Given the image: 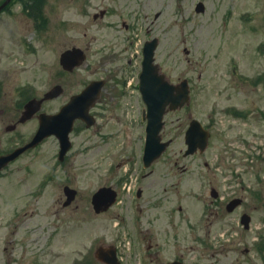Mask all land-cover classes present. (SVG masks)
<instances>
[{
  "label": "rangeland",
  "instance_id": "obj_1",
  "mask_svg": "<svg viewBox=\"0 0 264 264\" xmlns=\"http://www.w3.org/2000/svg\"><path fill=\"white\" fill-rule=\"evenodd\" d=\"M198 1H202L205 6L203 12H196L194 9ZM105 6L110 10L108 16L94 21L93 13ZM118 9L122 11L131 9L132 13L134 10V18L133 14L132 17L128 14L126 18L136 27L139 43L148 38L146 37L148 34L159 39L156 59L172 78L181 74L191 78L193 82L191 104L176 113L181 115L187 111L195 117L202 115L207 118L211 114L217 118L216 126L212 129L216 134L211 140L209 152L203 158L207 159L213 153L215 145L216 150L223 154L218 155L220 161L217 165L229 164L232 156L235 157L237 164L242 159V154L236 152L241 151L237 149L234 151L233 146H236L234 143H227V147L223 146L221 140L227 139L226 135L231 133L230 127L238 123V119L224 114L222 110L225 109L222 108L230 103L239 107L251 104L257 112L264 111V76H261L264 74V0H9L0 11V151H6L29 138L33 131L31 122L19 127L18 132H4L6 114L12 111L19 98L25 94L39 95L49 88L59 71L58 56L65 47L75 44L84 48L93 42L91 48L94 49V46H100L99 39L114 32L126 31L121 30L116 13ZM155 13H159L157 17ZM111 24L114 27H111ZM199 73L201 76L198 78ZM85 76L82 66L75 76V90L90 79V75L87 78ZM241 76H246L250 82L246 85V92L242 97L236 93ZM104 96L107 102L111 103L110 95ZM63 100L60 98L48 102L44 109L54 110ZM115 103L108 106L120 111L121 104ZM129 104L126 120L131 121L129 126H121L125 120L119 122L116 117H110L103 125L99 119L97 126L76 131L71 135L73 146L68 152L67 161L63 164L57 163L52 170L51 166L56 160L58 149L55 137L47 138L37 148L23 153L18 159L17 164L23 168L12 175L15 176L13 179L15 182L18 177L26 180V185L22 187L17 184L21 187L18 191H25L27 182H35L42 176L52 174L58 176L60 183L59 187L51 189L46 185L43 188V200L36 206L40 215L37 218L51 219L56 211L55 214L59 215L58 227H55L54 232L51 228L55 225H52L49 227L50 230L37 228L31 233L37 239L53 240L47 252L41 257V261H45L44 264H55L56 246L59 255L67 254L60 257L61 263H67L68 255L74 247L82 249L86 240L85 220L86 213L89 212L87 211L89 193L100 186L104 178L108 176L115 178L122 174L127 165L122 163L119 168L116 165L112 169L113 164L121 162L120 152L124 149L131 151L132 147L138 149L136 144L142 142V137L139 140L140 134L143 133L142 123L139 126L142 105L139 103L137 107L134 101ZM248 119L245 127L250 126V138L253 141L251 153L255 156H252V164L247 173L249 178L247 186H250L253 193H258L255 198L264 200V194L259 195L260 191L264 193V187L262 190L257 189L260 183L263 186L264 181L262 180L264 140L261 143L259 132L262 127L258 123L262 119L259 113L249 116ZM104 129L109 134H105ZM19 132L22 133L21 137L18 135ZM176 133L179 132H172L174 136ZM253 133L257 135L253 137ZM262 133L264 135V128ZM176 136L177 140L154 166L156 173L151 178L157 183L156 191L163 188L159 183L160 178L164 175L169 176L163 171L166 165H171L168 159L174 158L169 153L175 154L178 147L184 148L182 135ZM216 156L211 155V159L216 160ZM108 168L115 171L108 173ZM216 170L221 172L220 167ZM65 183L77 189L75 200L67 209L59 206L57 202V207L50 206L54 200L56 201L58 193H62V186ZM165 185L169 190L173 189L171 184ZM258 201L253 198L252 202H255L256 209L248 211L253 217V228L260 225V218L264 219V205L262 207ZM50 208L53 209V215H45L46 210ZM26 217H29L28 214ZM53 221L57 222L56 218ZM28 222L32 223L33 219ZM5 233L6 230L0 228V264H29L25 262L28 260L27 257L17 259L18 261L9 260V246L6 244ZM7 233L10 234V238L18 234H11L10 230H7ZM257 233L264 234V230H258ZM212 234L209 233V236ZM203 248L204 254H209L206 245ZM194 254L197 252L189 253ZM254 254L250 252L245 255Z\"/></svg>",
  "mask_w": 264,
  "mask_h": 264
},
{
  "label": "flooded vegetation",
  "instance_id": "obj_2",
  "mask_svg": "<svg viewBox=\"0 0 264 264\" xmlns=\"http://www.w3.org/2000/svg\"><path fill=\"white\" fill-rule=\"evenodd\" d=\"M107 13H109V9L106 8L103 10L102 16ZM122 25H124L127 32L123 34L114 32L99 39L101 41L100 46H94V49L91 48L93 42L84 47L87 55V61L83 67L86 73L85 78L90 75V79L85 84L92 79L103 80L100 96L89 109L94 124L87 129L97 126L96 123L99 119L103 125L110 117L115 118L122 114L121 107L118 111L108 106V104L114 102H116L115 105L119 102L124 103V98L117 97L119 88H123L125 94H128L125 97L126 99L131 97L137 99L135 78L139 73V53L137 51L139 50V35L134 32L132 25L127 23H122ZM73 46L75 44L69 47ZM58 67L59 71L54 76L51 86L60 85V94L43 102L45 104L63 98V102L56 107L57 110L71 95L83 88V86L79 87L78 90L74 88V80H76L75 76L78 69L73 68L69 71L59 65ZM163 70L170 78L164 67ZM183 75H176V77L179 78ZM200 76L201 73L198 74V78ZM129 78H132V80L129 81ZM247 84H249L248 81H241L236 93L242 96L246 92ZM111 89L115 91L113 92ZM224 91L228 93V91ZM221 93L223 94V91ZM105 94L110 95L111 103L107 102ZM32 96L36 95H28L22 102L19 101L21 106H14L12 111L6 114L5 129L14 132L28 122L32 123L33 128L37 127V113L29 120L19 121L24 103ZM39 96L37 95V97ZM250 105L247 107L244 105L234 113L238 123L230 127L231 133L227 134V139L221 140L223 146H226L227 143H234L237 147H242V144L250 135V126L245 127V123L249 122L248 117L251 115ZM43 110L45 109L43 108ZM176 111L167 112L163 117L160 130L161 138L163 140L169 139L170 143L162 155L177 140V134L178 137L182 135L184 148L178 147L175 154L169 153L174 158L172 160L168 159V163L170 162L171 165H166L163 169L169 176L164 175L160 178L159 183L163 185L162 190L156 191L157 183L151 178L156 173L154 166L160 161L162 155L149 168L137 171L140 168L137 167L139 151L141 150L140 143L136 144L138 149L131 146V151L128 149L122 150L120 152L121 162L113 164L112 169L116 165L119 168L123 163V165L130 167L131 172L124 173L122 171V174L115 176V178L108 176L100 184V187L110 186L115 190V200L108 207L96 211L92 206V195L95 190L89 193V207L87 210L89 212L86 213L85 222L87 226L85 227L86 240L84 245L82 249L77 246L73 248L70 255H68L69 260L67 263H61L60 257L67 254L59 255L56 246V250L54 249L55 264H173V262L175 264H264L259 256H237L232 254L236 249H238L239 254L250 253V235L248 233L250 223L249 226H245L243 222L240 224L239 218H242L252 208L256 209L255 202H252V199H257L255 197L258 193H253L250 186H247V183H249L247 182L249 179L248 174L238 171L242 167L241 164L229 163L214 167L211 160L203 158L209 152L211 139L216 134L212 129L216 126L217 118L211 114L207 118L202 115L195 117L187 111L179 115ZM3 112L2 110L1 113ZM192 119H197L205 129L209 130L210 137L208 146L204 151L196 150L191 155H185L184 152L187 146L184 134ZM126 120L121 126L130 125L131 121ZM74 123H77L78 126L77 129L72 131V134L78 128L80 131L86 129L85 123L82 121L75 120ZM141 123L144 128L146 121L141 118L139 126ZM262 125H264V122L261 120ZM172 132L179 133L174 136ZM104 133L109 134L105 129ZM0 154H3V152L0 151ZM186 158L188 160H185ZM67 159L68 157L59 164H63ZM17 160L7 163L0 170V228L6 230L5 240L9 246V260L27 257L26 263L44 264L45 261L43 263L41 257L47 252L53 240L37 239L31 233L37 228H43L45 231L50 230L49 227L52 225H55L54 228H51L54 232L58 227L59 215L55 214L56 211L54 213L55 217L53 216L51 219L50 217L37 218L40 215L36 210V206L37 203L40 204L43 200V188L46 185L50 186L51 189L59 187L60 183L58 176L52 174L47 177H40L35 182H27L26 190L18 191L24 184L26 185V180L23 177H18L19 179L15 182L13 179L15 176L12 175L23 168V166L17 164ZM12 164L14 165L12 166ZM245 164L246 162L243 166ZM219 167L221 172L216 170ZM112 169L108 168V173ZM227 177L232 178L228 184L224 183ZM167 183L171 184L173 189L169 190L165 185ZM262 183L263 186L261 183L258 186L260 190L264 187V181ZM64 185H69V183ZM179 188L184 190L179 192ZM262 194L264 193L260 191L259 195ZM74 200L66 202L65 195L62 192L58 193L56 201L54 200L50 206L55 205L57 207L58 203L59 206L67 209ZM232 200H235L233 204H231ZM27 214L29 217L25 218ZM45 215H53V209L46 210ZM55 218L57 222L53 221ZM30 219H33L32 223L28 222ZM229 229L236 233V236L231 234L232 238L229 239L228 243H223L221 239H217V241L210 239L211 244L206 242L209 254L205 255L202 247L195 249L199 254L189 255V245L187 243L189 239H191L190 242H201L205 233L207 236L209 233H214L213 238L215 240L218 232ZM7 230H10L11 234H18L16 237L10 238ZM21 231L22 235L19 236ZM53 232L52 236H54ZM4 249H7V247H4Z\"/></svg>",
  "mask_w": 264,
  "mask_h": 264
},
{
  "label": "water",
  "instance_id": "obj_3",
  "mask_svg": "<svg viewBox=\"0 0 264 264\" xmlns=\"http://www.w3.org/2000/svg\"><path fill=\"white\" fill-rule=\"evenodd\" d=\"M203 4L201 2L197 3L196 10L202 11ZM155 48V42L147 43L144 48L145 59L143 61V71L141 74L140 89L143 94L145 103L147 104V127H146V140L144 148V160L145 165H148L153 161L161 151L163 150L165 143L159 144L158 130L161 124V118L165 111L169 109H175L176 107L182 106L184 103L189 101L188 90L186 87V82L183 81L177 86L169 85L167 82L160 81L154 75L155 65H153V50ZM79 49L67 50L61 55V62L65 67L71 68L76 64L77 60L82 58ZM82 60V59H81ZM69 63V64H67ZM154 72V73H153ZM159 80V81H158ZM181 86V87H180ZM98 86L93 88L92 86L85 88L80 94H76L71 97L70 101L61 109V111L55 115L40 116V126L36 135L31 142V144L37 142L41 138L51 133H55L61 139V153L63 154L68 148L69 143L67 141V133L71 126V121L75 117H80L84 119L87 124L92 123L90 116L88 114V106L93 101L97 94ZM94 90L93 92H91ZM55 89H51L47 92L44 98L53 96ZM35 100L32 99L25 104V109L23 111L22 118H28L31 114L40 108V103L44 99ZM91 101V102H90ZM166 106H168L166 108ZM193 138L198 137V133H191ZM205 141V140H204ZM25 147L15 150L13 153L0 156V167L5 164L8 160L14 158L19 152H21ZM109 191L108 188H100L92 198L93 204L96 208L104 206L105 193Z\"/></svg>",
  "mask_w": 264,
  "mask_h": 264
}]
</instances>
